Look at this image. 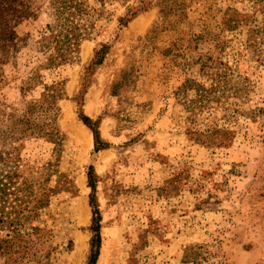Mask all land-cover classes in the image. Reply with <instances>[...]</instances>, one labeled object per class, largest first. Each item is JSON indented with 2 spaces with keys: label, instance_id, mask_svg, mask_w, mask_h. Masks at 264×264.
Masks as SVG:
<instances>
[{
  "label": "rangeland",
  "instance_id": "obj_1",
  "mask_svg": "<svg viewBox=\"0 0 264 264\" xmlns=\"http://www.w3.org/2000/svg\"><path fill=\"white\" fill-rule=\"evenodd\" d=\"M54 1L0 39V176L49 194L36 254L0 264H88L92 196L96 264H264V0H84L93 25L58 66Z\"/></svg>",
  "mask_w": 264,
  "mask_h": 264
},
{
  "label": "trees",
  "instance_id": "obj_2",
  "mask_svg": "<svg viewBox=\"0 0 264 264\" xmlns=\"http://www.w3.org/2000/svg\"><path fill=\"white\" fill-rule=\"evenodd\" d=\"M24 7L26 10H24ZM25 0H0V39L13 41L16 33L8 22L12 17H23L27 9ZM91 9L84 0H55L53 24H48L49 38L43 47L50 52L52 65H61L70 62L79 43L88 36V27L92 26ZM107 46L96 51L93 64L100 63L103 59ZM213 75L212 81L217 80ZM219 81V80H217ZM219 83H221L219 81ZM218 83V84H219ZM54 89L48 95L45 94L44 102L47 113L54 107L56 100L62 97L63 88L53 86ZM211 91L217 90L215 88ZM43 104L39 108H43ZM32 109L28 112L31 113ZM82 120L92 129L95 139L96 150L106 146L101 141L100 131L96 122L87 116ZM29 121L23 119L22 122ZM49 131L44 132L53 138L55 128L48 124ZM92 175V176H91ZM90 181H94L93 172H90ZM94 187V184H91ZM35 185L27 183L18 174L0 176V256L7 257L8 261L21 262L23 259L34 256L41 238L44 236V228L39 223V209L49 202V194ZM94 206V220L91 230L94 233L92 239L91 253L88 264H96L100 254L101 244V216L92 196ZM26 223L30 226L27 227ZM30 231H29V230Z\"/></svg>",
  "mask_w": 264,
  "mask_h": 264
}]
</instances>
